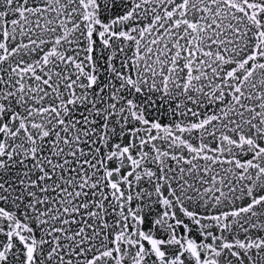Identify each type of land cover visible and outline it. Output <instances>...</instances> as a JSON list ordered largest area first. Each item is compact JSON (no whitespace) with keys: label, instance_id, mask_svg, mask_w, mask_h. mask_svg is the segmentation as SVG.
Here are the masks:
<instances>
[{"label":"snow or ice","instance_id":"1","mask_svg":"<svg viewBox=\"0 0 264 264\" xmlns=\"http://www.w3.org/2000/svg\"><path fill=\"white\" fill-rule=\"evenodd\" d=\"M0 264H264V0H0Z\"/></svg>","mask_w":264,"mask_h":264}]
</instances>
